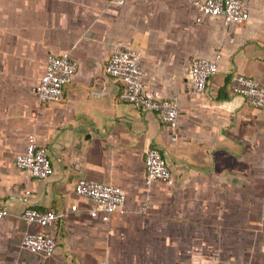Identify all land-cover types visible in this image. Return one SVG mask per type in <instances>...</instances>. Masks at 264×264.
<instances>
[{"label":"crops","instance_id":"0c3cea01","mask_svg":"<svg viewBox=\"0 0 264 264\" xmlns=\"http://www.w3.org/2000/svg\"><path fill=\"white\" fill-rule=\"evenodd\" d=\"M199 1L0 0V206L10 211L0 264H264V108L231 89L237 74L264 86V0H242L248 19L233 24L197 23ZM124 47L142 56L147 85L177 98L178 141L157 113L119 99L106 65ZM64 53L76 75L62 101L40 102L33 89ZM197 58L219 67L201 93L187 73ZM32 134L51 159L47 179L16 166ZM152 148L171 179L143 213ZM82 178L122 188L123 211L93 216L75 191ZM29 206L61 216L43 229L22 220ZM43 230L56 242L49 257L21 244Z\"/></svg>","mask_w":264,"mask_h":264},{"label":"built area","instance_id":"2783aa9c","mask_svg":"<svg viewBox=\"0 0 264 264\" xmlns=\"http://www.w3.org/2000/svg\"><path fill=\"white\" fill-rule=\"evenodd\" d=\"M117 6L125 5L127 0H109ZM199 15L197 23L205 18H221L227 24L242 23L248 19V11L242 0H203L196 3ZM77 63L69 54L51 55L48 59L45 74L34 87V95L43 103H57L63 100L67 84L75 77ZM219 70L218 59L197 58L187 69L191 81V92L201 93L211 77ZM106 73L123 85L120 100L144 110L157 113L162 123L171 130V140L176 142L179 135V106L176 97H166L161 91L151 88L145 83V72L142 66V56L131 47L115 50L107 65ZM232 92L243 97L254 108H264V86L253 78L242 74L233 77ZM16 166L29 177L47 179L52 172V163L47 149L39 145L35 135H30L24 153L16 157ZM145 203L142 212L146 213L151 203V190L159 184L171 179V171L157 148L147 152L145 158ZM76 193L91 200L95 207L91 210L93 216L102 215L107 222L110 215L123 211L126 202V192L120 188L104 183L79 179L75 186ZM25 195H31L30 190ZM25 203L28 198L25 197ZM10 216L8 208L0 206V220ZM61 215L55 212L39 211L27 207L21 218L27 224L38 225L43 229L51 226ZM22 247L27 251L49 257L56 249L55 240L45 231L37 234L28 233L22 239Z\"/></svg>","mask_w":264,"mask_h":264}]
</instances>
